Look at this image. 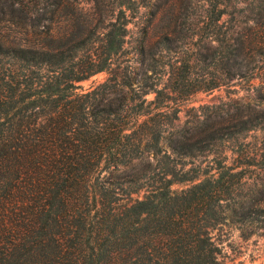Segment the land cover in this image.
Wrapping results in <instances>:
<instances>
[{"label": "trees", "instance_id": "1", "mask_svg": "<svg viewBox=\"0 0 264 264\" xmlns=\"http://www.w3.org/2000/svg\"><path fill=\"white\" fill-rule=\"evenodd\" d=\"M91 1L90 34L67 37L44 22L78 0H0V29L32 33L0 35V264H219L221 223L264 235V152L245 142L264 137V73L253 104L220 121L176 122L191 94L252 78L257 62L264 71V0L161 7L180 20L169 34L196 13L219 31L229 19L198 53L216 42L229 78L197 85L168 71L161 82L155 55L174 49L169 39L142 41L138 67L117 72L128 19L121 10L104 25L111 4ZM101 71L104 83L78 86ZM228 142L238 144L231 157Z\"/></svg>", "mask_w": 264, "mask_h": 264}, {"label": "rangeland", "instance_id": "2", "mask_svg": "<svg viewBox=\"0 0 264 264\" xmlns=\"http://www.w3.org/2000/svg\"><path fill=\"white\" fill-rule=\"evenodd\" d=\"M107 1L112 7H110V13L104 20V25L108 24V22H114L121 10H123L128 19L126 45L121 51V55L119 53L114 57L113 67H119L117 72H121V70L130 71L131 68L138 67L137 49L142 41H146L148 49H152L156 42L160 40L168 41L166 39H169L172 42L169 43V46L174 49L168 52L161 48L156 52L158 53L157 56L155 55V59L158 60L157 71L161 75L162 83H165L169 73L172 80L185 76L194 85L204 80L229 78L228 72L230 70L228 69L226 55L224 53L220 55V52H213L217 45L216 42L213 43V47H210L209 51H203L202 55L198 54L202 51L200 49L201 46L206 42L208 36L211 35L210 31L219 32L220 36L229 32L231 25L227 17L222 18L221 22L225 21V24L219 31V29L214 28L213 24L207 23V20H204L200 13H196L186 18L187 24H190L189 27L188 25L177 27L176 34H169L177 20L172 14L160 11L161 7H165V9L175 7L178 9L188 4L198 7L203 5L205 0ZM95 18L92 1L78 0L76 6L62 8L55 21L44 23L50 25L53 33H59L67 37H77L81 34H90L91 27H87V24L89 22L95 23ZM1 27L0 35L4 37H32L29 28L27 31H21L8 22L2 23ZM16 31L19 32L15 33ZM98 32L94 31L96 33L95 36H97ZM221 56L223 58L220 59ZM261 66L262 63L257 62L252 78L248 76L243 79L230 78L212 90L197 91L188 96L187 100H184L181 104L178 115L179 120L176 124L184 125L187 123L190 125L197 119L202 121L208 120V118H210L209 122L220 121L222 118L228 117L227 111L229 114H233L236 106L253 104L254 92L252 88L259 84L264 73L263 70L259 69ZM165 71L169 73L165 75ZM107 78L108 73L101 71L78 83V86L84 91H89L104 83ZM152 97V95L147 96L148 99ZM243 142L241 141V143ZM245 142H250L264 152V137L259 133H249V137ZM237 149L238 144L228 142L222 151H224V155L231 157L230 151ZM209 161L210 158L206 160L200 158V160H196V163L202 162L205 165ZM190 166L189 164L187 167ZM180 188H185V185L180 186ZM212 236L220 249L219 264H264V235L245 236L237 224L226 220L212 231Z\"/></svg>", "mask_w": 264, "mask_h": 264}]
</instances>
